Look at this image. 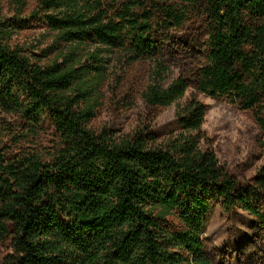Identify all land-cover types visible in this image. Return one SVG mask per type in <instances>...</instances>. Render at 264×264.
I'll return each instance as SVG.
<instances>
[{
    "label": "trees",
    "instance_id": "1",
    "mask_svg": "<svg viewBox=\"0 0 264 264\" xmlns=\"http://www.w3.org/2000/svg\"><path fill=\"white\" fill-rule=\"evenodd\" d=\"M110 65L119 91L142 65L161 81L141 97L153 121L177 105L164 135L103 120ZM216 103L264 145V0L0 2V115L18 123L0 143V264H264V154L220 158ZM214 216L248 221L232 255L204 237Z\"/></svg>",
    "mask_w": 264,
    "mask_h": 264
},
{
    "label": "rangeland",
    "instance_id": "2",
    "mask_svg": "<svg viewBox=\"0 0 264 264\" xmlns=\"http://www.w3.org/2000/svg\"><path fill=\"white\" fill-rule=\"evenodd\" d=\"M6 1L0 0L2 3ZM109 67L110 74L106 78V91L104 93L103 120L111 127L116 126L123 131L134 130L136 127L151 123L152 127L164 135L175 123L177 105H172L163 110L156 117H153L155 119L153 121L149 117L151 110L144 104L141 97L145 87L161 83V81H154L152 71L148 66L142 65L139 69L134 67L131 74H126L122 89L119 91L116 86L124 77L119 74L117 68H113L112 65ZM128 76H130L132 86L129 95L125 97L123 90L126 88L125 83ZM166 80L162 85L167 83L168 80ZM116 104L125 106V115L121 118L117 116L118 106ZM17 128L18 123L16 121L0 115V143L2 145L10 144L9 139L11 135L17 132ZM205 129L208 135L213 137L215 150L220 158L225 160L226 164L234 163L233 161L238 155H243L245 158L247 154L255 156L264 154V145H261L259 138H257L250 120L227 106L226 103L212 104L205 122ZM22 145L40 151L48 146V142L45 139H40L29 146L26 143H22ZM247 227L248 221L245 217H242L240 222H236L220 220L214 216L206 227L204 237L211 243V246L216 247L220 252L232 255L234 249L245 240Z\"/></svg>",
    "mask_w": 264,
    "mask_h": 264
}]
</instances>
